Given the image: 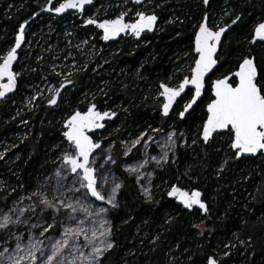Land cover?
I'll return each instance as SVG.
<instances>
[{"label":"trees","instance_id":"trees-1","mask_svg":"<svg viewBox=\"0 0 264 264\" xmlns=\"http://www.w3.org/2000/svg\"><path fill=\"white\" fill-rule=\"evenodd\" d=\"M11 2L7 8L6 2L0 0V54L12 47L19 24L33 12H39L46 0ZM154 2L153 8L159 16L157 25L170 17L174 21L179 17V21L164 23L161 31L156 34L155 30L142 34L139 40L135 39L138 46L134 50L127 51L121 46L115 53L105 54V62L99 69L93 68V65L86 68L77 65L70 76L74 87L69 86L71 88L64 91L66 95L58 107L48 106L47 100L44 99L36 106V110L23 114L28 118L26 125L31 127L32 131L22 144L11 151L7 164L0 160V175L3 178L16 186L30 185L44 168V149L52 141H60L62 138L60 130L55 129L59 125L57 120L66 119L74 110H85L88 100L86 96L90 95L89 93H93L90 97H95L93 102L98 110H113L117 112V117L122 115L120 121L116 120L117 117L112 120L119 126L120 138H124L126 132L136 136L142 128L149 125L151 118L156 115L149 113L150 102L146 97V90L150 88L153 91L161 83L178 84L183 76L189 75V68L175 73L171 65L172 56L175 50L181 49L190 57L195 24L205 11L202 0ZM225 9L232 10L233 14H242L243 20L228 34L218 71H214L207 78L202 97L197 106H194L195 111L187 121H176L175 129L184 128L188 135L195 134L197 125L205 118V107L211 98L212 80L235 71L241 55H247L249 52L264 67V49L253 47L250 50L245 42V36L252 26L264 17V0H212L207 12L210 17L215 15L221 23H227L228 18L223 16ZM70 15L74 16L70 19ZM78 17V14L73 13L64 14L63 17L41 13L29 23L26 31L32 30L36 33L34 43L39 35L50 30L49 34L47 33L48 43L61 47L65 46L64 40L67 39L66 29L84 38L90 31L99 35L100 32L93 26L82 27ZM63 18L68 21L63 24L64 27H60ZM39 27L45 31L40 30L38 34ZM94 41L103 48L113 44H104L97 37ZM39 46V42L34 44L26 60L25 71L17 79V89L12 94L16 101L21 98V93H27L23 88L26 82L38 81L39 71L50 73L51 53L43 54L42 50L38 49ZM44 48L45 46L42 47L43 51ZM74 53L78 55L77 52ZM84 53L75 56L78 63L84 64ZM38 55L40 59L35 61ZM192 62L190 59V64ZM19 66L15 64L13 71L20 69ZM101 89L107 95H104ZM183 103L184 101H181V105ZM1 104L0 114L9 116L10 113ZM16 123L17 119L0 122V138L5 139L11 131L16 132ZM118 139V134L109 136V140L114 141V144L119 143ZM216 147H219V144ZM216 147L209 148L201 144L187 147L185 150L179 148L175 165L167 164L159 173L162 185L153 190L154 200L151 203L145 202L133 181L120 170L123 159L115 158L117 165H114V169L124 181V187L119 193L121 206L110 215L117 247L108 257L106 264H205L204 256L215 254L216 245H223L228 239L232 240V235L245 241L246 246L241 258V249L235 247L231 254L234 256V264L240 263L242 259L243 264H264V156L244 157L234 161L225 152L222 155L223 151H217ZM127 158L132 159L131 156ZM225 159H228V164L223 172L218 174V169ZM177 177L180 179L177 180ZM180 180L183 181V190L197 189L202 193V200L209 207L207 214L202 215L195 209L186 211L167 198L170 186L179 184ZM251 191H254L253 199L250 204H246L245 195ZM4 197L6 193L0 191V208L6 210ZM244 204L247 208L242 210ZM257 209H260V213ZM166 219H171V223H165ZM194 224L200 225V228H194Z\"/></svg>","mask_w":264,"mask_h":264},{"label":"snow or ice","instance_id":"snow-or-ice-1","mask_svg":"<svg viewBox=\"0 0 264 264\" xmlns=\"http://www.w3.org/2000/svg\"><path fill=\"white\" fill-rule=\"evenodd\" d=\"M129 3L140 7L130 8ZM145 3L146 0H117L115 3L109 0L107 5L102 2L97 8L95 0H46L39 12H33L19 24L14 45L0 57V100L6 99L17 88L19 74L13 71V63L17 60V50L25 41L30 20L41 13L63 17L72 10L81 18L82 27L93 26L100 30V40L108 42L122 35L139 40L142 34L156 30L159 21L155 10H141ZM202 4L205 11L195 24L194 46L189 57L193 60L189 66L190 74L183 76L175 86L168 83L159 85V95L163 97L160 114L165 118L173 115L180 121H187L192 115L205 90L206 78L218 71L228 34L243 20L242 14H233L232 10L225 9L223 16L228 18V22L215 23L207 12L210 0H202ZM109 9H112V15L101 18L100 13H107ZM176 21L179 17L167 23ZM245 42L250 50L253 47L264 49V18L252 26ZM81 43L88 45L89 40L84 39ZM55 74L63 79L58 86L47 89L50 95L46 102L50 107H58L63 99L62 92L69 86L74 87V81L69 78L71 72ZM210 90L205 118L197 125L191 144L185 133H177L175 128L166 133L161 143L157 135L163 129L150 125L134 138L121 141L126 157L137 146L144 149L143 161L134 167L126 166L125 171L134 176L145 202H153L154 196L151 188L141 183L144 179L141 169L153 161L159 167L167 164L169 153L175 156L177 141H181L179 147L203 144L213 148L219 144L216 150L224 151L234 161L264 156V67L256 57L251 52L241 55L236 70L212 80ZM100 91L107 95L103 89ZM42 95V91L37 93V96ZM36 98L32 97L33 100ZM181 101H184L182 105ZM115 117L116 111H100L92 102L86 111L74 110L64 119L62 138L53 146L56 154L51 160L50 173L38 180L31 190L21 185L25 194L12 196L9 193L4 197L7 210L0 208V264H106L117 247L110 215L121 206L118 195L124 181L113 168L117 160L111 154L112 145L106 148L103 139H94V136L95 130L104 129V122ZM152 144L160 149L158 156L148 155ZM121 163L128 165V161ZM227 164L228 159H225L218 174ZM12 193H16L15 188ZM167 195L177 197L184 209H195L203 214L209 212L199 190L189 192L172 184ZM124 222L127 223V220ZM165 223H171V219H166ZM193 227L200 228V225L194 224ZM200 234H203L202 229ZM239 243L244 244L245 241L240 240ZM232 247L235 245L231 243L224 245L225 249ZM229 255L227 250L206 254L204 261L206 264H223V257Z\"/></svg>","mask_w":264,"mask_h":264},{"label":"rangeland","instance_id":"rangeland-1","mask_svg":"<svg viewBox=\"0 0 264 264\" xmlns=\"http://www.w3.org/2000/svg\"><path fill=\"white\" fill-rule=\"evenodd\" d=\"M3 1L6 2L7 8L10 7V5L12 3L11 0H3ZM95 1H96V7L97 8L100 7V4L102 2L106 5L109 3V0H95ZM112 2L115 3V2H117V0H112ZM154 5H155L154 0H146V3L144 4V6L141 10L151 12L152 10H154V8H153ZM128 7L136 8L137 6L131 7V5L128 4ZM110 15H112V9H109L107 13H104V12L100 13L101 18H108V16H110ZM71 16H74V15H70V19H71ZM132 18L133 19L135 18L134 15L132 16ZM170 18L162 21V23L160 25H157V28H156L154 33L156 34V33L160 32L164 26V23H166L168 20H170ZM210 18L215 23H221L220 20L215 15H211ZM66 21H68V20H66L64 18L61 19L60 24H62V25H60V27H64L65 25H63V24H66L65 23ZM40 30L45 31L44 28L39 27V29L37 30L38 34H40L39 33ZM49 31L50 30L45 31L44 34L39 35L38 38L34 41V43H33V38H34L36 33L32 30L26 31L25 41L23 42V44L21 45V48L18 51L19 59H18L17 65H20L19 66L20 69L14 71V72L19 74L17 76V79H18L20 77V75L25 71V63H26L27 58L30 55V52L34 48V44L36 42H39L40 46L38 49H41L43 54L51 53V65L49 66V72L50 73L44 74L41 70V71H39L37 82L31 81V80L26 82L23 85V88H25L27 93H21V98L18 99L17 101L15 98H13L14 97L13 95L11 98H6V99L0 101V103H2L1 105L3 107H6L5 108L6 111L10 113L9 116H5L3 114H0V122H7V121L12 120V119H17V123H16L17 131L16 132L11 131L10 133H8V136L5 139H4V137L0 138V160H4V162H3L4 164H7V160L9 158V154L11 153V151L13 149H15L17 146H19L20 144H22L23 141H25V139L29 136V133L32 131L31 127H27V125H26L27 123H24V121L28 122V118L24 117L23 114L36 110V106H38L39 102L40 101L42 102L44 99L47 100L48 96L50 95V93L47 90L48 87L49 86H58L59 81H61L63 79L62 76H57L55 74V72H64V73L71 72L72 73L77 65H79L81 67H85V68L89 65H93V68L99 69L100 66L102 65V63L105 62V59H104L105 54H107V53L111 54L112 52L115 53L117 50L120 49L121 46L124 47V49H126L127 51L134 50L138 46L135 43L136 40L133 39L132 36L127 35V36L122 37V38L120 37L118 40L112 42L113 44H111V46L103 48L102 46H99L94 41L96 37H97V39H99V35L98 34L96 35V33H94V31H90L87 35H85V38H84V37H79V36L75 35L73 32L71 33V35H66V33H70L66 29L65 30V32H66L65 36L67 37V39L64 40L65 46L61 47V46L56 45L55 43H51V44L48 43L49 38L47 37V35L49 34ZM84 39L89 40L88 45H83L81 43V41ZM141 44L145 45L146 43H141ZM141 44H139V46ZM70 45H71V47H69ZM78 45H79V48L77 47ZM44 46H45V48L43 51L42 47H44ZM64 50H66V51H64ZM6 52L0 54V57H2L4 54H6ZM63 52H65V53L63 54ZM74 52H77L78 55H75ZM83 52H85L84 53L85 54V61L83 62L84 64H81L82 62L78 63L75 56L82 55ZM173 53H174L172 56L173 61H172L171 65L174 68L175 73L182 72L183 68L187 69L193 63L192 62L190 64V58H189L188 53H185L181 49H180V51L175 50ZM38 56L39 57L35 61L40 59V55H38ZM53 67H55V72H53ZM175 85H172V86H175ZM70 88L71 87H68V89H70ZM41 91L43 92V95L37 96V93L41 92ZM159 91H160L159 87L157 89H154L153 91L150 88H147L146 97L150 102L149 113L151 115H156L155 117L151 118L152 120L149 122V125L152 128H162L163 129V131L157 135V139H160L161 143H163L164 138L166 136V133L173 130V128L176 127L175 124H176L178 117L171 115V116L165 118V117L161 116L160 107L162 105L163 100L160 98ZM89 94L90 95L86 96V98L88 99L87 100V107L89 106L90 103L93 102V96L90 97L93 93H89ZM65 95H66V92H64V94L62 93L63 97H65ZM34 96L37 97L35 100L32 99V97H34ZM146 97H144V99ZM30 101H31V103H29ZM118 106H119V108L121 107L119 105V103H118ZM86 109L83 111H86ZM121 118H122V115L118 116L116 120L120 121ZM63 121L64 120H57L59 127L58 126L55 127L56 130H60V132H62ZM113 122L112 121H106L105 122V128L102 131H95L94 139H103L104 147H106V148L109 147L111 144L112 145L111 154L113 155L114 158L119 157V158L123 159L122 161H128V165L120 163V170H122L133 181L137 191L141 195L140 187L136 184L134 176H129L128 173L125 171V167L126 166H133L134 167L138 163L142 162L144 159V156H143L144 149L141 148L140 146H137V149H133L132 153L129 154V156H131L132 159H128L126 156H124L123 155L124 147L121 144V141L122 140H130V139L134 138L135 136H133L130 132H126L124 134V138H120L119 126L117 125V122L116 123H113ZM149 125L142 128V129L148 128ZM176 131H177V133L183 131L185 133V136L188 139V143L191 144V139H192V136L194 134L188 135L184 128H179ZM112 134L113 135L118 134V137H119V139H118L119 143L118 144H114V141L109 140V136H111ZM59 142L60 141H58V140H54L50 143V145H48V147L46 149H44L45 165H44L43 170L41 171V173H39L38 175L35 176L34 181L30 185H28L27 187L23 185L24 188L31 190L32 188L35 187L38 180L42 179L45 175H48L50 173V170L52 168L51 160L54 158V156L56 154L53 151V146ZM180 143H181V141H177V144H178L177 150L179 148L182 150H185L187 148V146L179 147ZM159 154H160V149L157 147L156 144H152L151 147L148 149V155L149 156H158ZM223 154H224V151H223L222 155ZM10 156H13L14 158L16 157V155H10ZM176 159H177V151H176L174 157L172 156L171 153H169V161L167 164L174 166ZM167 164H165L163 167H159L153 161V162L149 163L144 169H141V172L144 173V179L141 181V183L145 184L146 186H149L151 188L152 193H153V190H157L162 185L161 180H160L161 177H160L159 173L163 171L164 167ZM113 168H114V166H113ZM147 173H152V175L148 176ZM149 181H150V183H149ZM179 182H180L179 184L178 183H174V184H176L177 187L182 189L183 181L180 180ZM253 185H254V183H253ZM14 188L16 189V193H12V189H14ZM169 190H170V188L168 189V191ZM0 191H4L6 193V196H8L9 193H11L12 196H15L17 193L25 194L20 186H18V185L16 186L13 183H10L7 179L3 178L2 175H0ZM186 191H189V190L186 189ZM253 194H254V191H251L250 193H247L245 195L246 204L251 203V201L253 199ZM118 199H119V195H118ZM10 203H11V200L8 201L9 205H10ZM25 203H27V201ZM245 208H247V207L244 204L241 207V209L243 210ZM257 212L260 213V209H257ZM232 236H233L232 240L228 239V240L223 242V245H216L217 247L215 249V254L222 253L225 250L230 252V255L228 257H223V264H234L232 261L234 256H232L231 254L234 252L236 246H238L241 249L239 258H241V256H243L244 252L246 251L245 243L244 244L239 243L240 239H237L236 235H232ZM228 243L234 244L235 247H232L230 249H225L224 245L228 244ZM237 264H243V259L241 260L240 263H237Z\"/></svg>","mask_w":264,"mask_h":264},{"label":"water","instance_id":"water-1","mask_svg":"<svg viewBox=\"0 0 264 264\" xmlns=\"http://www.w3.org/2000/svg\"><path fill=\"white\" fill-rule=\"evenodd\" d=\"M210 1H212V0H210ZM71 12H73L72 10H69V12L68 13H71ZM46 14H48V13H46ZM65 14H67V13H65ZM49 15H52V16H54V14H49ZM64 15V14H63ZM56 17V16H55ZM264 18V17H263ZM34 20V19H33ZM33 20H30V22L31 21H33ZM98 30V29H97ZM99 32H100V30H98ZM152 33V32H151ZM122 37H124L123 35H122ZM120 37H118L117 39H115V40H112V41H108V42H105V41H103L102 40V42L104 43V44H109V43H112V42H114V41H116V40H118ZM135 39V38H134ZM14 40H15V37H14ZM23 44V43H22ZM13 45H14V42H13ZM12 45V46H13ZM193 46H194V38H193ZM18 51H19V49L17 50V60L13 63V67H14V65L17 63V61H18ZM212 73H210L209 74V76L207 77V78H209L210 77V75H211ZM207 78H206V80H207ZM215 80V79H214ZM6 82V81H5ZM17 89V88H16ZM16 89H15V91H16ZM14 91V92H15ZM13 92V93H14ZM13 93H9L8 94V96L9 95H11V94H13ZM210 94H211V91H210ZM160 98L163 100V97H161L160 96ZM161 108V107H160ZM87 110V109H86ZM205 110H206V107H205ZM162 116V115H161ZM114 119V118H113ZM112 121V120H111ZM106 122V121H105ZM104 122V123H105ZM103 129H97V130H95V131H102ZM183 190V189H182ZM194 190H197V189H194ZM191 192V191H190ZM202 194V193H201ZM166 196H167V198L168 199H172L173 201H174V203L176 204V205H178V206H180L182 209H184L183 208V205L180 203V201H179V199L177 198V197H169L167 194H166ZM201 199H202V196H201ZM184 210H186V211H189V210H187V209H184ZM200 212V211H199ZM202 215H204L202 212H200ZM206 264V263H205Z\"/></svg>","mask_w":264,"mask_h":264},{"label":"flooded vegetation","instance_id":"flooded-vegetation-1","mask_svg":"<svg viewBox=\"0 0 264 264\" xmlns=\"http://www.w3.org/2000/svg\"><path fill=\"white\" fill-rule=\"evenodd\" d=\"M71 13H73V12H71ZM73 14H75V13H73ZM78 16H79V15H78ZM80 19H81V18L78 17V20H80ZM145 34H147V33H145ZM18 59H19V55H18ZM17 62H18V61H17ZM16 64H17V63H16ZM63 92H64V91H63ZM63 92H62V93H63ZM11 95H12V94H11ZM3 100H4V99H3ZM60 102H61V101H60ZM60 102H59V103H60Z\"/></svg>","mask_w":264,"mask_h":264}]
</instances>
